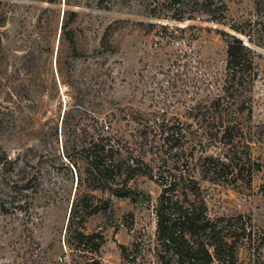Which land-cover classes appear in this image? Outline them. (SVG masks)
Instances as JSON below:
<instances>
[{
    "label": "rangeland",
    "instance_id": "374dc122",
    "mask_svg": "<svg viewBox=\"0 0 264 264\" xmlns=\"http://www.w3.org/2000/svg\"><path fill=\"white\" fill-rule=\"evenodd\" d=\"M163 1L0 0V264H85L65 235L80 193L108 201L83 223L104 236L101 264H159L158 184L138 174L128 182L130 198L88 191L77 186V150L100 132L132 146L141 131L154 151L159 125L179 121L196 156L230 155L202 121L217 114L207 107L218 96L224 118L242 126L243 167L225 181L195 176L210 218L251 220L256 246L237 243L234 264H264V0H224V23L167 18ZM233 24L251 33L250 41L236 35L252 48L257 72L238 99L225 71L223 32L234 33Z\"/></svg>",
    "mask_w": 264,
    "mask_h": 264
},
{
    "label": "trees",
    "instance_id": "16d2710c",
    "mask_svg": "<svg viewBox=\"0 0 264 264\" xmlns=\"http://www.w3.org/2000/svg\"><path fill=\"white\" fill-rule=\"evenodd\" d=\"M159 11L177 21L204 17L207 21L224 23L227 6L224 0H165ZM229 28L234 33L223 32L228 36L225 71L231 87L239 89L238 99L253 84L257 72L252 48L236 35L248 36L250 41L251 33H247L243 25L233 24ZM259 32L264 38V23ZM221 97L207 107L217 114L210 119L203 114L202 121L209 126H206L211 132L209 138L228 147L230 155L196 156L194 146L189 149L184 146L186 127L179 121L159 125L162 128L161 148L154 151L152 146L147 148L148 136L141 131L137 132L140 140L133 142L132 146L122 137L100 132L87 136L77 150L83 162V169L76 175L77 186L84 185L88 191L98 190L130 198L128 182L138 174L148 175L158 184L155 235L159 264H212L214 260L234 264L237 243L256 246L258 239L248 228L251 227L249 217L241 214L209 217L203 190L195 176L198 173L202 180L225 181L233 176L235 168L239 174L243 167L239 152L243 129L238 122L224 118L220 111ZM243 105L241 101L237 110L244 111ZM148 154L152 157L147 158ZM107 207L108 201L94 202L87 193H80L71 201L65 228L66 243L82 253L85 264H101L98 255L105 240L100 231L85 232L83 223L88 216ZM120 249L122 257L129 259L127 248L120 245ZM130 259L127 261H133Z\"/></svg>",
    "mask_w": 264,
    "mask_h": 264
}]
</instances>
